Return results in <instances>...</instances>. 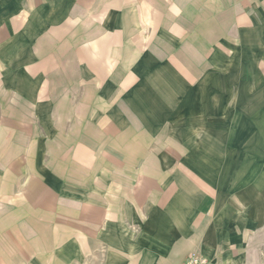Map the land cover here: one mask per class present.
I'll return each instance as SVG.
<instances>
[{"label":"crops","instance_id":"1","mask_svg":"<svg viewBox=\"0 0 264 264\" xmlns=\"http://www.w3.org/2000/svg\"><path fill=\"white\" fill-rule=\"evenodd\" d=\"M12 150L0 264H264V0H0Z\"/></svg>","mask_w":264,"mask_h":264},{"label":"rangeland","instance_id":"2","mask_svg":"<svg viewBox=\"0 0 264 264\" xmlns=\"http://www.w3.org/2000/svg\"><path fill=\"white\" fill-rule=\"evenodd\" d=\"M12 140H13V138H12ZM26 144L28 146L30 143L27 142ZM29 147H30V145H29ZM13 152H14L13 150H12V153L8 152L11 155V157H8L7 159L6 158L5 159L0 158V184L1 183L3 185L8 184V186L12 185V183L15 180L14 177H12V176H14V174H8L9 173L8 170H12V169L16 168L15 166H18V161H21L23 163V165L26 164V161H29L28 158H23V159L15 158L13 156L14 155ZM3 156H4V152H3ZM19 165L21 166V164H19ZM21 179H22V177H21ZM23 180H26V178L23 177ZM11 193H12V191H11ZM1 194L2 193L0 191V199L2 197ZM6 198L7 199L0 202V216L4 215L6 212H9L14 207V205L12 206V203L14 202V197L11 198L10 193H9V196H6ZM6 200L11 201V202L6 203ZM4 241H5V237H4V233H3V235L0 234V249H3Z\"/></svg>","mask_w":264,"mask_h":264},{"label":"built area","instance_id":"3","mask_svg":"<svg viewBox=\"0 0 264 264\" xmlns=\"http://www.w3.org/2000/svg\"><path fill=\"white\" fill-rule=\"evenodd\" d=\"M181 264H211V262L204 256L190 254Z\"/></svg>","mask_w":264,"mask_h":264}]
</instances>
